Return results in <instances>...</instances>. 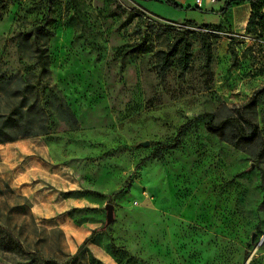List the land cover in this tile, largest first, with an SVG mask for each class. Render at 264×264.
Listing matches in <instances>:
<instances>
[{"label":"rangeland","instance_id":"374dc122","mask_svg":"<svg viewBox=\"0 0 264 264\" xmlns=\"http://www.w3.org/2000/svg\"><path fill=\"white\" fill-rule=\"evenodd\" d=\"M176 1L185 8L0 0V264H264V49L246 30L251 6ZM182 34L188 68L180 50L164 68L159 51ZM141 38L147 49L131 50ZM35 100L44 133L4 123ZM205 112L233 119L225 137ZM243 119L261 139L238 147ZM186 122L180 144L154 155Z\"/></svg>","mask_w":264,"mask_h":264},{"label":"trees","instance_id":"16d2710c","mask_svg":"<svg viewBox=\"0 0 264 264\" xmlns=\"http://www.w3.org/2000/svg\"><path fill=\"white\" fill-rule=\"evenodd\" d=\"M166 2L169 5H172L178 9H184V5L179 3L176 0H166ZM248 3L251 6V12L249 16V20L247 23V33L252 41V48L253 50L263 51L264 49V0H226L224 3L223 8L221 9V13H226L229 9L233 8L236 5H241ZM182 33H186L185 29L181 28ZM41 31L42 30L41 28ZM46 34L50 33L48 30L45 32ZM203 36V49L206 56V64H209L212 57V44L209 39V34L205 31L201 32ZM230 52L231 54L237 58L238 52L235 46V37L230 36ZM131 50L133 51H145L147 49V46L145 45V38H141L138 41H135L133 44H131ZM180 50V62L183 70H186L189 66L190 61V42L187 38L184 37L182 34L178 38H176L170 45L169 49L167 50H160L159 53L161 54V60L163 67H168L171 65L172 58L175 56V54ZM39 60L42 65V69H47V56H46V48H39ZM263 89V88H262ZM259 92V91H258ZM257 92V93H258ZM256 93V94H257ZM252 101V103H254ZM251 103V104H252ZM37 101H33L28 104L26 107H18L10 116H8L5 120V124H11L13 123L15 126H20L26 128L24 136L29 135H37L39 133H44L46 131V127L42 126L41 130H38L34 128V124L38 121H40L42 118L37 115L38 111L37 108ZM72 115V112H71ZM214 112H205L202 114V116L208 117L206 125L207 128L214 133H219L222 137H225L227 134V129L233 124L232 118H227L223 120L219 125H214L213 118H214ZM262 122L264 123V113L261 116ZM247 121L245 119L238 120L237 122V138L234 141V144L238 147H244L247 145L248 142L254 141L255 139L260 140V128L259 124H255L254 126L250 127V132H247V128L244 125V122ZM191 122L184 123L179 131L177 136L175 137L174 141L172 143H160L159 146L155 149L154 155L161 154L164 151L174 149L176 148L180 142L181 137L184 135L186 129L188 128L189 124ZM248 123V121H247ZM42 125V124H40ZM3 129V127L1 128ZM9 140L16 139L13 137H9ZM95 229L93 233L96 231ZM88 241V238L81 244L80 247H83L86 245ZM8 250H13L16 253L24 254L26 253L25 250L22 248V246L14 241L9 244V246H6ZM100 261V260H99ZM101 262V261H100ZM42 264H54V262H47L43 261Z\"/></svg>","mask_w":264,"mask_h":264},{"label":"water","instance_id":"95a60500","mask_svg":"<svg viewBox=\"0 0 264 264\" xmlns=\"http://www.w3.org/2000/svg\"><path fill=\"white\" fill-rule=\"evenodd\" d=\"M106 210H107V225L111 224V222L114 220L115 218V210H114V205L112 203H108L106 205ZM256 237L255 234H253L252 240H254ZM264 239V236L262 238V240Z\"/></svg>","mask_w":264,"mask_h":264},{"label":"crops","instance_id":"0c3cea01","mask_svg":"<svg viewBox=\"0 0 264 264\" xmlns=\"http://www.w3.org/2000/svg\"><path fill=\"white\" fill-rule=\"evenodd\" d=\"M73 201H74V202H79V201H81V199H79V198H74ZM75 205H78V204H75ZM86 228H89V230L91 231V227H90L89 225H84V226H82L80 229H86Z\"/></svg>","mask_w":264,"mask_h":264},{"label":"built area","instance_id":"2783aa9c","mask_svg":"<svg viewBox=\"0 0 264 264\" xmlns=\"http://www.w3.org/2000/svg\"><path fill=\"white\" fill-rule=\"evenodd\" d=\"M213 1L215 0H211V2ZM196 4H197V7L202 8L204 6V0H196Z\"/></svg>","mask_w":264,"mask_h":264}]
</instances>
